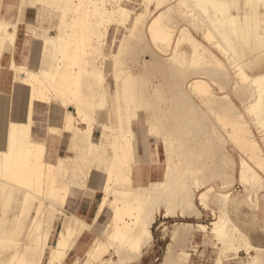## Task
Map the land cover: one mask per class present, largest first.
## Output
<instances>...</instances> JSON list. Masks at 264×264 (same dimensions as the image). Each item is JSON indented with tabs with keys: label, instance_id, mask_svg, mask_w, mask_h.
I'll return each instance as SVG.
<instances>
[{
	"label": "bare ground",
	"instance_id": "1",
	"mask_svg": "<svg viewBox=\"0 0 264 264\" xmlns=\"http://www.w3.org/2000/svg\"><path fill=\"white\" fill-rule=\"evenodd\" d=\"M171 1L141 0L130 9L136 2L20 0L16 21L0 20V264H135L161 212L198 220L174 224L162 264H189L175 246L199 231L216 241L214 264L228 251L264 264V246L253 245L229 215L247 208L245 223L264 227L253 212L256 195L264 211V0ZM39 11L55 19L53 31L32 24ZM23 23L32 31L19 40ZM111 32L116 51L106 55ZM140 52L149 60L140 63ZM130 53L139 66L115 69ZM107 70L117 87L116 126ZM150 97L158 100L159 126L146 130L149 159L137 160L131 125H151L143 109L153 102L138 101ZM51 105L59 111L46 131L66 143L54 163L45 158V137L32 136L38 106ZM148 166L158 176H145ZM236 182L246 196L232 194ZM81 189V202L94 204L87 216L68 212ZM205 209L215 217L210 228L199 221Z\"/></svg>",
	"mask_w": 264,
	"mask_h": 264
},
{
	"label": "rangeland",
	"instance_id": "2",
	"mask_svg": "<svg viewBox=\"0 0 264 264\" xmlns=\"http://www.w3.org/2000/svg\"><path fill=\"white\" fill-rule=\"evenodd\" d=\"M140 1L141 0H132V2H136V3L130 4L128 6V8H130V9L139 8L138 7V3H140ZM173 2H174V0L171 1V3H173ZM150 6L153 7L152 5H150ZM37 15H38V18L40 17L43 20L42 21V25H41L42 27L50 28L52 31L54 30L52 28L53 27V21L50 18V15L48 13L39 11L37 13ZM122 34H123L122 32H119V34H118V38L119 39L122 38ZM26 39H29V38H26ZM117 50H118V48H117ZM115 51H116V48L114 50H111V51L108 50L106 52V55L107 54H111V53H113ZM140 53H141L142 56L140 55ZM140 53L138 54V56L136 55V58H138L140 63H142L146 59L149 60V56H147V54H144L142 52H140ZM131 55L132 54L130 53L129 55H127L126 58L125 57L122 58L121 59L122 61H120V63L123 66H121L120 63H119V66L116 65L115 69H117V70L124 69V66H126V65H130V67L131 66L132 67L136 66L135 68H137L139 66V64L131 65V60H130V56ZM188 57H189V52H186V59L187 60H188ZM114 70H111V71L107 70L108 72L106 71L107 75L109 74L108 76H106V80H107L106 87H107V92H108V111H109V115L112 116V119L111 118L110 119L112 120L111 122L114 123L113 125L116 126L118 115H117V101H116V88L117 87H116L115 81L113 79L114 78V76H113ZM110 73H112V74H110ZM151 87H152V85L150 84V89H149L150 91H151ZM162 89L165 92L168 91V87L166 85H164L162 87ZM168 95H169V93L165 94V96L163 98L164 104H162V103L160 104L162 107H165L166 104H169V101H168V98H167ZM147 99L142 98V99H138V101L140 100L139 103L142 106H144V107L147 104H152L151 102H153V104H152L153 106L151 105L150 108L146 107V108L143 109L144 110V114L146 113L145 114L146 116L148 114L147 117L150 120V121L148 120V124H151V125H149L150 127L149 126L147 127V130H148V129H153L155 127L154 125H156V127L159 126V123H158V112L155 113L156 109L154 107V102L158 104V100L154 99L153 97H150V98H147ZM149 99H151V100H149ZM54 109L57 110V112L59 111L58 107H55L54 105H51V106H48L47 108H45L44 110L40 108L39 112L37 111V113H39V115L37 113H36L37 115H35L36 120L40 121V123L42 124L38 128L39 129V133L38 134L39 135H43V137L46 138V142L48 143L47 144V148H50L49 146L51 145V141L52 140L50 138V134L51 133L49 132V134H48V130L46 131V128H47L46 126H48V119L50 118V116L53 115ZM127 113H129V112H127ZM151 113H153V114H151ZM152 121H153V123H152ZM46 123H47V125H46ZM135 131H138V130H135ZM105 133L109 134L110 131H106ZM99 136L102 137V134L100 135V131L97 132V139L100 138ZM255 137L259 141V138H260L259 135L255 133ZM145 140L148 141V135H147V131L146 130H145ZM134 144H135V142H134ZM157 145L159 147L158 152H159V155L161 157L162 153H161V150H160L161 149L160 148V143H157ZM226 149L233 156L235 162L237 163V161L239 160L238 152L233 148V146L230 143H227ZM151 156H152L153 162H155L156 158H155L154 150H152ZM233 190H234V195L236 197L246 196V192L238 184L235 185ZM83 198H84V191H82V189H81V191H76L74 193V196H72V199L70 200V205H69L68 212L69 213H73L75 211L74 207L77 205V203L79 201H82ZM256 205L258 206V210H259L258 214L261 215V213L263 212V215H264L263 202L259 199L258 203ZM211 206H212V208H214L215 212H217L216 213L217 216H219L218 208L216 206L212 205V204H211ZM231 211L234 213V217L232 219L236 222V224L239 227H241V224L244 222L239 217L240 216L239 213L241 211L238 210V212H235L233 210V208L231 209ZM204 212L205 211H203L204 215L202 216V218L199 221L201 223L207 225L210 228L211 227L210 223L214 221L215 217L212 216V215H209V214L207 215ZM161 215H162V212L157 215L158 217H156V219H157L156 224L153 226V229H152L153 236H154L155 239L158 240V244L156 243L155 246L152 245L151 247L146 249V251L143 254V257H142L141 261L139 263H137V264H162L163 257L165 255V251H166V247L170 243L169 234H170V230H172L174 228V224L173 223L174 222L175 223H177V222L196 223L198 221L197 219H194V218H191L190 221H186V220H182V219H167V220H165V219L162 218ZM249 225L255 226V223L251 222ZM260 228H261V230H264L263 226L260 227ZM213 240H214L213 236L210 235L209 233L203 234L202 232L199 231V232L196 233L195 238L193 240H190L189 242H187L186 243L187 245L182 246L183 248L180 245L181 243L178 244V242H177V244L180 245V248L176 244L175 251H179L181 249L185 250L189 254V258H191L189 264H214L215 260H216V257H217L215 251L218 248H217V246L213 247L214 244L216 243V241H213ZM256 242H258V241L256 240ZM261 245H264V237H263V243ZM186 247H188V248L186 249ZM219 247H221V245H219ZM192 252H194V253H192ZM228 254L231 255V257L229 258V259H231V261L227 262L229 264H233L235 261H238L239 264H245V262L248 259L247 255L244 254V252H240L238 257H233L232 256V254H233L232 251H230V253L228 251Z\"/></svg>",
	"mask_w": 264,
	"mask_h": 264
},
{
	"label": "crops",
	"instance_id": "3",
	"mask_svg": "<svg viewBox=\"0 0 264 264\" xmlns=\"http://www.w3.org/2000/svg\"><path fill=\"white\" fill-rule=\"evenodd\" d=\"M19 1L20 0H0V20H3L4 22H7L9 24H13L16 21V18H17V8L19 7ZM25 1L27 2L28 0H25ZM33 1H35V0H33ZM57 4H58V2H57ZM28 8H29V5L27 4V7L25 8V12L26 13L24 12L26 15H28V11H29ZM37 13L38 12H34V14L30 15L31 16V18H30L31 22H32V24L42 25V21L43 20L40 17L38 18ZM52 21H53V25H54L55 19L53 18ZM31 31H32V25L26 26L24 23L20 24V27H19V30H18L19 40L22 39V38H24V39L29 38ZM112 38H113V32H111L109 34V38H108V41H107L105 52H107L108 50L111 51V40H112ZM4 44H5L4 36L0 33V57H1V54H2V51H3ZM27 54H28L27 49L24 46L22 48V56H23V58H25ZM3 64H5V62H3ZM0 86L2 87V85H0ZM38 108H39V110H40V108L44 110L45 108H47V106H38ZM50 121L52 123L55 122V121H53V118ZM38 122L40 123V121H38ZM40 125H42V124H40ZM40 125H38V126L33 128L32 136H33V138L35 140L42 141L44 139L43 135H39L38 134L39 133V129L38 128L40 127ZM131 129L134 131L135 136H136V141H135V144H134L135 152H136V159L137 160H147V159H149V157H150V148H149V146L146 143L147 141L145 140V130H147L145 123L143 121H141V122H133L132 125H131ZM135 130H138V131H135ZM50 138L52 140L51 141V145L49 146L50 148H47V144L48 143L46 142V138H45V142H46L45 158H46V160L48 162L54 163L55 160L57 159L58 155L64 153L63 151L65 149V144L66 143H65V141L63 139H61L60 137L54 136V135H50ZM238 163H239V160L236 163L237 166H238ZM146 170L147 171H146L145 176H147L148 174H150L154 178L156 176H158V172L156 170L151 169L150 166L146 167ZM236 184H238V183L236 182L235 185ZM235 185H234V187H235ZM234 187L230 190L232 192V194H234V190H233ZM258 197L259 196L256 195V200L257 201L260 199V197L259 198ZM97 198L98 197H96V199ZM257 203L258 202H256V204ZM74 208H75V210L77 211V213L80 216H87L89 214H92V212L94 210V204L92 206V204H89L88 202L79 201ZM203 211H205L204 213H206L207 215L208 214L211 215L210 210L209 209H207V210L205 209V210H201L202 216L204 215ZM258 211H259L258 210V206L256 205V208L253 210V212L255 214V217H258L259 219L264 218L263 212L261 213V215H259ZM248 213H249V215L251 214V212L247 208H242L241 212L239 213V215H240L239 217L241 218L242 221H244L241 224L242 232L245 235L249 236L250 241L252 242L253 245L262 247V246H264V245H261L263 243L264 230H261L260 227H262L263 222L260 221L262 223L261 226H253V225L246 224L245 222L248 223V222L251 221L249 218H245L244 217L246 215L248 216ZM229 215L231 216V218L234 217V213L231 210L229 212ZM163 219L167 220V218H163ZM156 221H157V219H156ZM155 224H156V222H155ZM173 224H175V222ZM152 229H153V227H152ZM171 232H172V230H170V234H169L170 242H171V237H172V233ZM195 235H196V233L193 234L191 240H193L195 238ZM152 236H153V231H152ZM256 240L258 242H256ZM156 243L158 244V240L155 239L154 236H153V239H152L150 245L146 249H148L152 245L155 246ZM146 249L143 251V254L146 251ZM232 256L236 257L234 255H232ZM230 257H231V255H229L227 259H223V264H229L227 262L231 261V259H229ZM141 259L138 262H136L135 264L139 263L141 261ZM233 264H239V262L235 261Z\"/></svg>",
	"mask_w": 264,
	"mask_h": 264
}]
</instances>
